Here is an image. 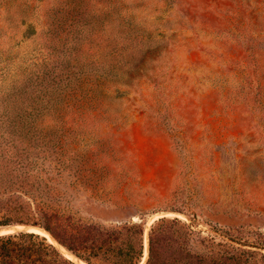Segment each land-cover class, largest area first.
<instances>
[{
	"label": "rangeland",
	"instance_id": "1",
	"mask_svg": "<svg viewBox=\"0 0 264 264\" xmlns=\"http://www.w3.org/2000/svg\"><path fill=\"white\" fill-rule=\"evenodd\" d=\"M253 58L264 82V0H0V168L25 170L33 196L90 219L79 185L93 156L114 151L125 160L102 165L136 166L129 216L143 211L148 231L156 216L179 218L260 243L264 96L255 120L244 100ZM184 205L191 218L167 211Z\"/></svg>",
	"mask_w": 264,
	"mask_h": 264
},
{
	"label": "trees",
	"instance_id": "2",
	"mask_svg": "<svg viewBox=\"0 0 264 264\" xmlns=\"http://www.w3.org/2000/svg\"><path fill=\"white\" fill-rule=\"evenodd\" d=\"M249 68L248 88L244 100L253 117L261 108L264 82L259 75L258 61L253 58ZM258 133L264 132L257 124ZM103 155L109 162L118 159L117 152L93 156L96 166L85 171L88 177L79 188L89 194L82 210L91 215L85 218L71 207L33 196L25 170L0 168L15 181L5 186L0 180V229L24 226L28 229L10 234L0 233V264H142L146 255V215L139 211L134 221L129 190L140 178L136 166L118 169L103 166ZM118 160H125L120 156ZM84 170V169H83ZM52 192V191H51ZM61 192V191H60ZM119 200L108 207L107 198ZM185 204V202H184ZM171 206L169 210L191 218L187 208ZM102 209L105 214L98 213ZM198 217H195L196 220ZM210 221V220H207ZM35 228L47 232L54 243ZM216 229V228H214ZM228 237V236H227ZM233 238L218 241L205 237L179 218L162 217L148 231V256L144 264H261L264 263V240L256 244L235 242ZM65 248L76 260L70 259L55 245ZM251 250H250V249ZM254 249V250H252Z\"/></svg>",
	"mask_w": 264,
	"mask_h": 264
},
{
	"label": "bare ground",
	"instance_id": "3",
	"mask_svg": "<svg viewBox=\"0 0 264 264\" xmlns=\"http://www.w3.org/2000/svg\"><path fill=\"white\" fill-rule=\"evenodd\" d=\"M159 218V216H156L150 223H149V226H151L153 224V222L155 220H157ZM31 232H36V233H39V234H42L43 236H46L52 243H54V240L51 238V236L47 233V232H43V231H40L38 229H29ZM9 232H12V231H5L3 232L2 234H6V233H9ZM146 234L148 235V230L146 232ZM147 235H146V255H145V259L143 261L142 264H144V262L146 261V258L148 256V238H147ZM64 249V248H62ZM66 256H70L73 260H76L73 256H71L70 254H66ZM81 264H86L84 262H80Z\"/></svg>",
	"mask_w": 264,
	"mask_h": 264
},
{
	"label": "water",
	"instance_id": "4",
	"mask_svg": "<svg viewBox=\"0 0 264 264\" xmlns=\"http://www.w3.org/2000/svg\"><path fill=\"white\" fill-rule=\"evenodd\" d=\"M158 219H160V218H158ZM158 219H157V220H158ZM157 220H155V221H157ZM155 221H154V222H155ZM154 222H153V223H154ZM147 238H148V235H147Z\"/></svg>",
	"mask_w": 264,
	"mask_h": 264
}]
</instances>
